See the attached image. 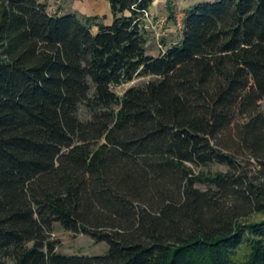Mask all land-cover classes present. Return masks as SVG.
I'll list each match as a JSON object with an SVG mask.
<instances>
[{
	"label": "trees",
	"instance_id": "1",
	"mask_svg": "<svg viewBox=\"0 0 264 264\" xmlns=\"http://www.w3.org/2000/svg\"><path fill=\"white\" fill-rule=\"evenodd\" d=\"M107 1L0 0V264H264V0L197 5L158 56L156 0Z\"/></svg>",
	"mask_w": 264,
	"mask_h": 264
},
{
	"label": "rangeland",
	"instance_id": "2",
	"mask_svg": "<svg viewBox=\"0 0 264 264\" xmlns=\"http://www.w3.org/2000/svg\"><path fill=\"white\" fill-rule=\"evenodd\" d=\"M46 4L51 14L77 13L80 16L103 18L106 25H112L114 16L111 5L107 0H38ZM220 0H156L150 9L149 17L146 18L149 31V52L155 56L166 51L171 45L182 40L184 20L188 13L199 4L215 3ZM98 32V28H94ZM153 80L152 77L138 78L135 81L117 87L115 91L123 96L131 87L143 86ZM264 111V102H263ZM83 117L86 112L83 109ZM227 169L220 165L195 168L196 173L216 174ZM52 241H58L57 251L66 255L80 256H103L109 247L106 243H97L91 237L64 229L57 224L51 237Z\"/></svg>",
	"mask_w": 264,
	"mask_h": 264
},
{
	"label": "built area",
	"instance_id": "3",
	"mask_svg": "<svg viewBox=\"0 0 264 264\" xmlns=\"http://www.w3.org/2000/svg\"><path fill=\"white\" fill-rule=\"evenodd\" d=\"M149 17V12L146 13V18Z\"/></svg>",
	"mask_w": 264,
	"mask_h": 264
}]
</instances>
